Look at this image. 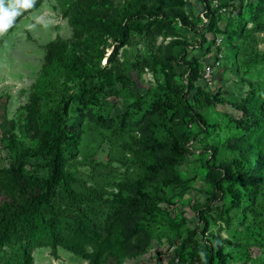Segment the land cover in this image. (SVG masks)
<instances>
[{
  "label": "rangeland",
  "instance_id": "obj_1",
  "mask_svg": "<svg viewBox=\"0 0 264 264\" xmlns=\"http://www.w3.org/2000/svg\"><path fill=\"white\" fill-rule=\"evenodd\" d=\"M126 1L95 0L93 6L112 16V7ZM88 2L29 0L26 5L25 0H0V17L5 9L14 12L0 20V167H9L15 155L36 146L28 119L35 94L40 95V105L54 107L70 92L77 98L71 101L68 121L79 123L81 130L71 169L79 179L78 190L99 191L100 195L84 206H89V214L103 224L127 195L122 184L144 175L136 155L142 137L166 141L177 131L182 137L196 133L191 136L194 150L174 167V180L167 185L153 180L147 189L164 197L148 215L152 238L147 250L121 264H196L211 234L220 235L224 242L227 264H264V198L258 197L254 204L243 198L236 204L233 194L227 192L213 199L208 176V165L227 163L235 155L228 145L238 133V122L247 118L239 107L249 106L250 96L260 91L258 83H264V0H209L210 10L216 13L210 25L203 0H168L167 5L182 9L196 29L176 19L172 32L149 35L133 30L128 45L118 52V62L105 65L111 70L108 79L100 76L83 84L55 77L42 93L36 91L35 83L48 62L49 43L73 37L69 16L81 6L92 5ZM220 5L224 6L221 10ZM170 8L166 6L167 11ZM197 31L207 39L202 46ZM176 39L188 43L187 58L195 57L200 69L214 65L222 55L211 81L198 77L195 88L186 94L192 102L193 98L197 101V87L210 94L213 102L205 99L201 106V102L199 106L194 103L203 118L215 125L208 132H200L195 122L185 125L176 104L164 102L176 100L172 89L186 78L184 63L172 61V67H167L158 58L164 54L168 58L169 51L172 55L179 52V46H169ZM210 145L217 151H207ZM25 169L36 177L47 174L39 155L30 157ZM237 186L242 189L239 183ZM56 204L66 207L68 201L59 197ZM201 206L209 220L204 234V222L197 212ZM221 210L228 223L221 218ZM79 214L75 207L69 208L63 220ZM197 225L194 240L198 244L185 242ZM86 249L91 251L92 247L87 245ZM18 252L14 244L0 247V264H17ZM32 255L33 264H89L83 256L61 246L36 247Z\"/></svg>",
  "mask_w": 264,
  "mask_h": 264
},
{
  "label": "trees",
  "instance_id": "obj_2",
  "mask_svg": "<svg viewBox=\"0 0 264 264\" xmlns=\"http://www.w3.org/2000/svg\"><path fill=\"white\" fill-rule=\"evenodd\" d=\"M167 1L127 0L123 5L112 7V16H107L104 9L94 7L95 0H89L88 3L92 5L75 9L69 16L74 29L73 37L65 42L49 43L48 62L40 72L35 90L42 93L55 77L83 84L100 76L108 79L111 70L106 69L105 65L118 62V52L128 45L133 30L144 31L149 35L162 30L172 32L176 19L196 29V24L188 20L182 9L173 4L167 5ZM203 3L207 9L204 15L210 25L216 13L210 10L209 0H203ZM166 6H171L169 11ZM170 15L172 18L168 19ZM196 34L200 38V45H204L206 37L199 31ZM169 43H172L169 44L170 49L179 46V52L172 55L169 51L168 58L165 54L158 58L167 67H172V61L184 63L186 78L181 85L172 89L176 100L168 98L164 102L176 104L180 112L179 119L185 125L190 127L195 122L200 132H208V128L215 125L203 118L194 103L197 102L199 106L201 102V106L205 99L213 102L210 94L200 92L197 87V101L194 98V102L189 101L186 97L195 88L194 81L204 77L205 68L200 69L195 57L187 58L188 43L177 39ZM258 88L259 93L250 96L247 102L249 106L239 107L247 118L238 122V133L228 145L235 155L227 163L208 165L213 199L222 198L227 192L233 194L236 204L243 198L252 204L258 197L264 198V83H258ZM39 96L35 94L28 113L37 140L36 146L31 150L25 148L15 155L9 167H0V247L16 245L19 251L17 264H33V249L44 246L52 249L61 246L83 256L89 264H121L126 258L144 253L152 238L148 224L151 216L148 215L164 200L158 192L152 193L147 189L153 180L158 179L164 185L174 180V167L194 150L191 140L196 133L182 137L177 131L166 141L142 137L136 155L144 175L122 184L127 195L120 208L107 215L106 221L100 224L89 214V206H84L86 202L89 204L94 201L100 195L99 191L91 188L78 190L76 184L79 179L71 169L81 142L79 123L68 121L71 101L77 97L70 92L64 93L56 106L49 107L37 102ZM209 148L206 147L207 151H217L214 145ZM36 155L43 158V166L47 169L45 176L36 177L25 169L29 158ZM238 183L242 189L237 186ZM59 197L68 201L66 207L56 204ZM73 207L80 214L64 221L63 216ZM204 208L201 206L197 210L199 218L204 222L202 234L209 229ZM223 213L222 210L219 212L228 223ZM198 232L199 225L189 231L185 242L190 240L198 244L194 240ZM209 236L203 248V256L198 257L196 264H227L220 235ZM87 245L92 247L91 251H87Z\"/></svg>",
  "mask_w": 264,
  "mask_h": 264
},
{
  "label": "built area",
  "instance_id": "obj_3",
  "mask_svg": "<svg viewBox=\"0 0 264 264\" xmlns=\"http://www.w3.org/2000/svg\"><path fill=\"white\" fill-rule=\"evenodd\" d=\"M219 7H220V10H221V9H223L222 7H224V6L220 5ZM224 9H226V8H224ZM221 57H222V55L220 54L219 58L217 59V61L215 62L214 65H209V66L206 67L204 77L206 78L207 81H211L212 76H213L212 73L215 72V68H217V66L220 64Z\"/></svg>",
  "mask_w": 264,
  "mask_h": 264
},
{
  "label": "snow or ice",
  "instance_id": "obj_4",
  "mask_svg": "<svg viewBox=\"0 0 264 264\" xmlns=\"http://www.w3.org/2000/svg\"><path fill=\"white\" fill-rule=\"evenodd\" d=\"M28 2H29V0H25V4H26V5L28 4ZM6 16H7V13L5 12V13H4V17H0V20L5 19ZM4 26L6 27L7 25L5 24Z\"/></svg>",
  "mask_w": 264,
  "mask_h": 264
},
{
  "label": "clouds",
  "instance_id": "obj_5",
  "mask_svg": "<svg viewBox=\"0 0 264 264\" xmlns=\"http://www.w3.org/2000/svg\"><path fill=\"white\" fill-rule=\"evenodd\" d=\"M5 12L7 13V16H6V18L8 17V16H11V15H14V12H8V10L7 9H5Z\"/></svg>",
  "mask_w": 264,
  "mask_h": 264
}]
</instances>
